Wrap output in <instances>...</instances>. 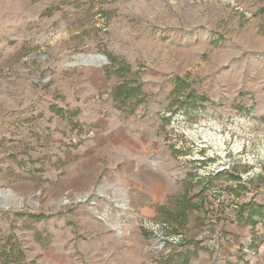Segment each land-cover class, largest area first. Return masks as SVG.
<instances>
[{
	"label": "rangeland",
	"instance_id": "obj_1",
	"mask_svg": "<svg viewBox=\"0 0 264 264\" xmlns=\"http://www.w3.org/2000/svg\"><path fill=\"white\" fill-rule=\"evenodd\" d=\"M185 188L202 206L164 220ZM245 203L264 211V0H0V264H243Z\"/></svg>",
	"mask_w": 264,
	"mask_h": 264
},
{
	"label": "trees",
	"instance_id": "obj_2",
	"mask_svg": "<svg viewBox=\"0 0 264 264\" xmlns=\"http://www.w3.org/2000/svg\"><path fill=\"white\" fill-rule=\"evenodd\" d=\"M111 61L115 62V60L113 58H111ZM112 68L115 69V71H113L112 73H116L118 76H123L124 75L123 72L126 69H128V66L126 65V68H124L122 65H119V66H117V68H115V67H112ZM126 71H128V70H126ZM108 72L109 71H107V70L105 71L106 74ZM127 83L128 82H126V81L123 82L121 85L117 86L115 91L112 93L113 98H115V100H117V103H119L122 106L126 105L129 95H131V94L133 95L135 93V90L137 89L136 87H133L132 85L127 86ZM189 94L193 95L194 97H196L194 89H190L189 92H187L188 98H191L192 96H189ZM141 99H142V97H141ZM135 100L138 101L140 99L136 98ZM138 103H139V101L137 103H134L133 101L131 102V104H138ZM55 110H56L57 113L58 112H60V113L62 112V110L60 108H57V107H55ZM188 187L189 188L190 187H194V184L189 185ZM186 188L183 191V193L181 194L180 199L178 201L179 206H180V210H177L172 215H171V212H169V213L168 212H163L164 215H166V218H163L164 220H167V219L169 220V218H172V220H174V222H177L179 225L182 226L184 224V217H185L186 212H188V211H190L192 209H196L198 207V205L202 206V200L203 199L199 198V202L196 205L193 202V200H194L193 198L196 195L195 194H190V192H189L190 189H186ZM204 190H205V187H202L200 193L203 192ZM253 207H254V209H250L249 210L250 213H248L247 220H245L244 223L251 222L253 224L255 222L254 219H253L254 216H259V215L263 216L264 215V211L262 210L263 207H261V206H259L257 204H253V203H247L246 204L245 203V204H242L239 208H253ZM157 209L161 212L164 209V206H158ZM240 220H241V222H243V218L241 217V215H240ZM240 225H243V224L241 223ZM256 246L257 245H255V247ZM185 260L186 261L188 260L187 254L185 256ZM185 263L186 262H184V264Z\"/></svg>",
	"mask_w": 264,
	"mask_h": 264
},
{
	"label": "crops",
	"instance_id": "obj_3",
	"mask_svg": "<svg viewBox=\"0 0 264 264\" xmlns=\"http://www.w3.org/2000/svg\"><path fill=\"white\" fill-rule=\"evenodd\" d=\"M256 244H250V246H252V253H254V256L251 257V259H246L245 257L240 255V259L242 260H235L236 262H243V264H264V249L263 247H259L256 246ZM239 247V246H238ZM257 249V250H256ZM243 259H245L246 262L243 261Z\"/></svg>",
	"mask_w": 264,
	"mask_h": 264
},
{
	"label": "bare ground",
	"instance_id": "obj_4",
	"mask_svg": "<svg viewBox=\"0 0 264 264\" xmlns=\"http://www.w3.org/2000/svg\"><path fill=\"white\" fill-rule=\"evenodd\" d=\"M245 36H247V37H251L250 34H248V33H247Z\"/></svg>",
	"mask_w": 264,
	"mask_h": 264
}]
</instances>
